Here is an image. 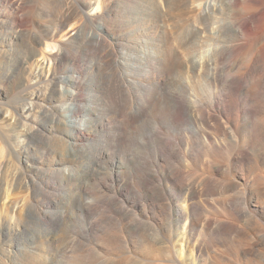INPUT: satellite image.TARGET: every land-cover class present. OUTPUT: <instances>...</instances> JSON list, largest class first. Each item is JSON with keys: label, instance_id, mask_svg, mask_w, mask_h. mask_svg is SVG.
I'll list each match as a JSON object with an SVG mask.
<instances>
[{"label": "rangeland", "instance_id": "rangeland-1", "mask_svg": "<svg viewBox=\"0 0 264 264\" xmlns=\"http://www.w3.org/2000/svg\"><path fill=\"white\" fill-rule=\"evenodd\" d=\"M86 1L14 0V9L9 11L14 15V35L18 38L14 40V87L1 86L4 91L0 95V172L5 180L0 200V263L6 262L7 250L11 249L14 264H45L48 259L51 264H178V257L183 264H264V144L251 148L250 159L243 164L250 178L261 176L262 182V192L256 194L254 183L245 186L250 210L256 217L249 224L237 212L244 209V194L217 190L207 195L205 189V183L229 178L224 166L235 164L227 156L235 147L215 133L214 123L212 127L202 123L194 131L188 122L162 114V106L173 109V101H163V94L170 87L180 92L183 74L166 76L165 84L157 88V73L145 70L148 49L154 50H150L152 61L181 50L180 24L193 17V7H186L180 0H173L164 10L156 0H102L98 8L97 0H90L92 6L79 13ZM7 10L0 6L3 22L9 20ZM162 21L167 22V30L158 26ZM100 24L105 26L103 31L98 29ZM78 27L83 34L104 36L115 55L69 43L68 48L77 56L55 61L41 54L43 45L35 43L36 37L48 43L67 41ZM254 47L259 58L264 51L263 39L257 38ZM57 50L47 48L45 52L54 54ZM236 61L245 62V55L234 54L230 69ZM124 69L135 84L129 92L123 89ZM233 71L247 72L238 67ZM74 72L82 74L85 103L106 111L94 127L96 139L87 159L73 163L79 172L85 164L90 165L92 175L84 185L53 171L59 160L54 150L55 136L64 128L58 121H63L67 113L62 104L69 102L56 86ZM261 76L264 70L259 68L253 77ZM260 93L252 98L260 102L264 86ZM110 102L116 110L107 109ZM136 106L145 107V115L124 125L126 115L122 112L131 113ZM29 107L33 108L31 113ZM262 111L264 120V102ZM213 112L222 121L234 115L231 108L224 111L222 106H214ZM117 131L124 141H114ZM204 131L214 141L223 140L226 153L213 145ZM101 150L105 153L94 162ZM27 155L28 164L24 161ZM174 170L179 179L198 186L193 198L185 188L175 185ZM9 178L14 180V187L6 197ZM88 199L95 204L93 209L84 207ZM187 216L197 217L201 223L208 218L232 220L237 227L218 236L203 232L200 224L193 239H188L191 226ZM191 251L198 259L188 263Z\"/></svg>", "mask_w": 264, "mask_h": 264}, {"label": "bare ground", "instance_id": "bare-ground-1", "mask_svg": "<svg viewBox=\"0 0 264 264\" xmlns=\"http://www.w3.org/2000/svg\"><path fill=\"white\" fill-rule=\"evenodd\" d=\"M156 1L162 10L170 4H173V0ZM180 2L186 7L191 6L194 9L193 17L188 18L185 20V23L180 24L182 25V35L179 39L181 50H179V52L176 50L178 52L176 54L170 52L165 55L164 58L152 61V59H150L152 57L150 52L151 49H148L145 52V70L148 74L157 73L159 78L157 81V88L165 84L166 76L175 72L183 74V78H181L179 82L180 92L176 88L170 87L167 92L163 94V101L164 98H171L173 101V109L171 108L172 111H170L162 106V114L169 116L175 121L181 120L188 122L190 128L194 131H198V126L202 123L210 127H212L214 123L217 125L215 133L223 135L228 139L227 143L235 147L234 150L227 153V156L230 157L231 161L235 162V164L224 166L229 178L226 181L205 183V189L208 190L207 195H213L217 190L222 193H230L237 190L239 193L244 194V197L241 199L244 209L238 210L237 212L240 216L246 218L247 223L251 224L255 221L254 219L256 217L250 210L251 204L246 196L247 192L245 186L249 183H254L253 191L256 194L261 191L262 182L260 179L261 176L250 178L243 164L250 159L249 154L251 148L253 149L258 145L264 144V120L260 117L263 112L262 104L264 102V96H260V102L258 101L260 99L256 100L252 98L254 93L262 95L260 90L264 86V76L259 78L253 77V74L256 73L259 68L264 70V51H261L258 58L255 54L254 47L257 38H261L264 41V0H180ZM14 4V0H0V6H6L8 8L7 14H10L9 20L6 22L0 20V28H6L0 31V57L3 58L2 61H0V95H2L4 91L1 86H10L11 89L14 87V40L18 38V35H14V15L9 12L12 8L14 9ZM101 4L102 0H97L98 8L101 7ZM91 6L92 2L90 0L86 1L85 6L82 9H78V12L85 13L84 9ZM1 13L2 11H0V14ZM64 16L66 15L64 14ZM165 21L160 22L158 26L167 30L168 25ZM104 28L105 26L103 24H100L98 27L101 31H103ZM55 34L56 31H54L52 37H54ZM233 35L236 36L235 40L231 39ZM35 43L43 45L41 54L46 55L48 58L50 57V59L54 58L55 61H60L64 57L77 56L68 48L69 43H73L76 46H92L95 50L102 51L107 56L115 55L114 47L108 43V40L104 36L99 33L83 34L82 28L79 27L76 30V34L70 36L67 41L61 40L55 43H48L45 42L42 37H36ZM47 48L53 50L57 48L58 50L54 54H47L45 52ZM239 53L245 55V62L239 63L236 61L230 66L232 68L230 69L229 62L232 60L234 54ZM32 57L35 59V55ZM26 61L27 60H24V62ZM38 64L42 65L39 61ZM235 67L245 69L247 72L242 74L234 72L233 69H235ZM49 71L51 70L48 69V72ZM43 72L44 70L42 73ZM184 74H188V76ZM121 77L124 90L129 92L134 89V80L131 78L132 76L128 70H122ZM194 83L198 84L195 85ZM56 87L57 92L64 96L69 102L62 104V109L67 110L65 119L63 121H58V124L63 125L64 128L60 132H57L55 136L56 145L54 150L59 154V160L53 171L61 172L65 180L72 181L76 179L84 185L85 183H89L88 179L92 175L91 167L89 164H85L83 166V171L79 172L75 169L73 163H80L83 159H87L89 155L88 151L91 149V143L96 139V137H93L94 127L97 126L98 119L103 116L106 111L96 107H89L85 103L82 92L83 84L81 73H72L61 86L57 84ZM219 100H222L221 104ZM214 106H222L224 111H228V108H231V110L234 111V115H228L226 121H222L213 112ZM111 108L112 110L110 111L116 110V106L113 102L107 104V109ZM11 109V115H13L14 108ZM28 111L31 113L33 108L29 107ZM122 113L126 115V122L124 125H127L143 117L146 113V108L136 106L131 113H127L126 111ZM200 132L201 130L199 133ZM204 132L213 145L226 153L223 140L214 141L208 132ZM243 133H246V135H243ZM114 141H124L123 134L117 131L114 135ZM58 142L64 144L65 148L61 149ZM259 149L261 148L259 147ZM25 152L28 153L27 149H25ZM104 153V150L98 151L94 162H96L99 157L101 158ZM24 161L27 164L29 163L30 160L28 155ZM235 170L237 171L234 172ZM1 174L0 172V200L3 198L1 187L5 183V180L2 181ZM232 176L234 178H232ZM173 177H176L174 180L176 183L175 185L179 184L182 188H185L191 198L195 196L198 191V186L196 184L190 185L186 181L179 179L177 170L173 171ZM239 179H242L243 182ZM10 180L11 181H8L7 184L6 193L10 188L14 187V180ZM7 196H9L8 193L6 194V197ZM232 202L236 204L234 200ZM83 205L87 209H93L92 206L95 204L88 199ZM192 205L191 203V206ZM186 221L190 222L191 226V230L187 233L188 239H193L192 235L194 230L198 229L200 224H202L203 232L205 230L217 234L218 236L219 234H226L229 230L232 231L237 227V224L232 220L222 221L208 218L205 222L201 223L197 217L191 219L190 216H187ZM185 235L186 233L184 236ZM194 248L200 250L201 246L194 244ZM6 257L7 259L4 264H14V252L11 249L7 250ZM196 258L198 259V256L196 257L191 251V254L187 256V261L188 263L194 262ZM177 261L178 264H183L179 257ZM45 264H51L49 259Z\"/></svg>", "mask_w": 264, "mask_h": 264}]
</instances>
